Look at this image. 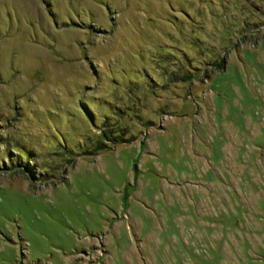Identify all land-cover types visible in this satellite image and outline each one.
<instances>
[{
	"label": "rangeland",
	"instance_id": "1",
	"mask_svg": "<svg viewBox=\"0 0 264 264\" xmlns=\"http://www.w3.org/2000/svg\"><path fill=\"white\" fill-rule=\"evenodd\" d=\"M0 264H264V0H0Z\"/></svg>",
	"mask_w": 264,
	"mask_h": 264
},
{
	"label": "trees",
	"instance_id": "2",
	"mask_svg": "<svg viewBox=\"0 0 264 264\" xmlns=\"http://www.w3.org/2000/svg\"><path fill=\"white\" fill-rule=\"evenodd\" d=\"M218 66H219V68H224V62L223 63L220 62L218 64ZM188 78L189 79H192L191 76H190V74H189V76L186 75L183 79L186 80ZM108 125H110V124H108V123L105 124L104 127H103V129H102V131H101V134L103 135L104 140L110 141L113 144H119V143H122V142H125L126 141L127 138L121 137L119 135H116L114 133V131H112V128H110L111 130H108V127H109ZM104 140L101 141V142H98L97 143V146L93 150H86L85 153H84V155H86V154L96 155L99 152L108 149L110 147V145L107 144Z\"/></svg>",
	"mask_w": 264,
	"mask_h": 264
}]
</instances>
